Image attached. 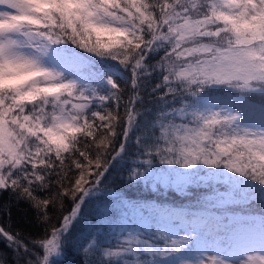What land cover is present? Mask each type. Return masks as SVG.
<instances>
[{"label": "snow or ice", "instance_id": "6c2138e0", "mask_svg": "<svg viewBox=\"0 0 264 264\" xmlns=\"http://www.w3.org/2000/svg\"><path fill=\"white\" fill-rule=\"evenodd\" d=\"M118 164L128 188L211 192L130 199ZM0 245V264H264V0H0Z\"/></svg>", "mask_w": 264, "mask_h": 264}, {"label": "trees", "instance_id": "16d2710c", "mask_svg": "<svg viewBox=\"0 0 264 264\" xmlns=\"http://www.w3.org/2000/svg\"><path fill=\"white\" fill-rule=\"evenodd\" d=\"M123 86V85H122ZM120 165L118 164L112 173L105 180L108 187H111L114 191L121 195L141 202L150 203H163L175 207H188L191 210H197L200 205L197 203L198 198L202 200L205 195L210 194L211 189L207 186H200L189 190L188 194H177L171 190L157 189L150 186H137L134 188H128L126 185H122L118 179H115L120 175ZM220 191H225V187L222 185L217 186ZM107 197H103L101 203ZM13 223L14 226H23L25 230L33 231L34 234L38 232V229H32L29 225L34 221V213L28 207L27 204L21 202L19 205H13ZM2 248V245H0ZM73 258L68 257L69 264H71Z\"/></svg>", "mask_w": 264, "mask_h": 264}]
</instances>
